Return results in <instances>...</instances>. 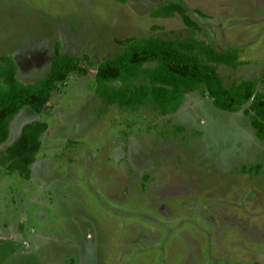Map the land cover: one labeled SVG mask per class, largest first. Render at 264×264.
I'll use <instances>...</instances> for the list:
<instances>
[{"label":"rangeland","instance_id":"obj_1","mask_svg":"<svg viewBox=\"0 0 264 264\" xmlns=\"http://www.w3.org/2000/svg\"><path fill=\"white\" fill-rule=\"evenodd\" d=\"M220 51L229 87L264 92V0H182ZM167 0H0V59L25 84L45 78L57 54L81 58L86 75L59 84L30 180L0 170V264H264V139L249 115L187 95L175 114L109 106L96 94L97 65L118 40L185 34L179 15L155 19ZM59 45V52L56 46ZM87 57V59H86ZM113 85L120 86V83Z\"/></svg>","mask_w":264,"mask_h":264},{"label":"trees","instance_id":"obj_2","mask_svg":"<svg viewBox=\"0 0 264 264\" xmlns=\"http://www.w3.org/2000/svg\"><path fill=\"white\" fill-rule=\"evenodd\" d=\"M176 15L186 26L185 34L118 40L123 50L97 65L96 94L109 106L145 107L160 116L178 112L193 92L208 95L216 109L228 113L249 105L244 113L250 116L257 137L264 139V92L257 81L241 80L228 87L218 70L222 65L241 66L239 50L220 51L200 38L198 33L204 28L190 17L182 0H167L151 11L155 19ZM59 48L56 46L58 52ZM81 62V58L58 53L45 78L25 84L17 76L16 62L8 56L0 59V146L9 140L11 122L22 110L42 114L59 84L76 73H88ZM47 130L48 124L42 121L24 125L17 141L0 154V170L4 167L8 173L30 180Z\"/></svg>","mask_w":264,"mask_h":264}]
</instances>
